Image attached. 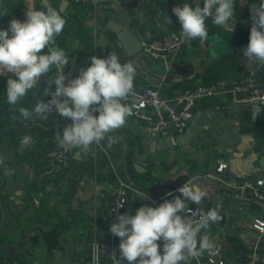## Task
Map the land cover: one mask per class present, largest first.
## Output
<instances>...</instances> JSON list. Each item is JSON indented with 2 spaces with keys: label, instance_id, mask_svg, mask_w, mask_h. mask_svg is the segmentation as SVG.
<instances>
[{
  "label": "crops",
  "instance_id": "0c3cea01",
  "mask_svg": "<svg viewBox=\"0 0 264 264\" xmlns=\"http://www.w3.org/2000/svg\"><path fill=\"white\" fill-rule=\"evenodd\" d=\"M64 1L50 0L53 7L66 19L65 28L56 37V41L63 35L68 47L74 52L64 69L67 77L65 84L68 80L77 78L81 69L91 65L92 56L104 58L115 51L121 63L132 62L136 66L133 87L138 90L157 88L164 77L167 84L163 90L169 95L222 80L236 81L246 75H252L264 85V66L258 68L257 63L248 60L243 55V48L246 46H237L234 43L236 35L229 34L235 33L239 24H245L251 29V7L264 0H251L250 8L247 9L241 8L239 0H235V24L231 30L216 26L209 19L206 22L208 38L204 42L199 39L187 41L180 59L169 72H166L162 62L148 58L143 52L127 57L116 35L106 27L103 20L109 16L133 30L142 41H150L169 32L182 31L177 17L170 23L166 22L161 11L164 6L173 9L187 2L193 7L194 0H106L107 3L99 6L96 11L92 8L81 10L72 3L62 8ZM28 2L29 0H0V12L6 14L0 15L5 19L0 22V30H7L12 19L23 22ZM203 2L204 0H200V6ZM34 7L42 10L39 0H36ZM223 32H228L230 36L227 38ZM249 37L250 35L248 42ZM227 44L235 48L231 53L234 57L223 61V56L228 54L224 52L228 49ZM41 54H47V48ZM56 71L53 67L52 72L42 76L41 90H31L18 107L32 110L37 100L45 101L46 96L42 90L47 87L48 77ZM9 78L16 79L11 73L0 75V156L5 158V165L0 166V256L9 259H6L7 264H20L23 257L26 264H81V258L87 253V234L92 218L101 217L104 221L112 218L111 225L118 217L111 212L110 202L119 180L133 183L135 189L149 199L144 201L138 194L130 191L122 211V214L129 215H134L135 209L144 205L159 206L161 200L170 199L174 193H179L178 189L184 183L191 181L209 194L202 205L192 203L189 208L201 207L207 211L217 204L221 206L222 220L212 224L208 232L219 249L217 259L226 264H249L254 255L258 260L264 258V235L261 236L253 227L257 218L264 219V213L255 207L235 204L225 194L219 181L196 178L214 172L220 164L226 163L228 169L224 176L230 181L255 184L264 179V107L251 110L227 99L218 100L223 107L218 111L215 108L216 101H203L199 104L188 131L172 139L173 148L167 145V137L152 138L141 134L137 125L128 118L125 127L111 133L120 138L117 143L108 147L107 139L103 141L110 156V168L112 166V171L106 173L110 176L111 183L107 181L97 187L89 176H85L72 206L67 209L62 204L61 197L55 196L52 199L54 190L49 187L46 189L47 193H37L36 203L30 198L28 189L36 172L18 159L16 125L22 120L14 119L18 112L13 111L5 102ZM51 88H55V85ZM43 118L37 116L44 125L55 126L45 131L46 137L51 132H63L56 126L62 123L63 117L53 112L48 120L44 121ZM38 132L28 135L27 138L32 137L33 140L22 143V147H41L37 138L44 131ZM45 140L46 138L43 142ZM77 151L79 150L73 149L74 156ZM87 153H82V159L77 161L88 160ZM137 165L142 167L141 171L136 169ZM5 167L11 171L10 175H5ZM73 169L77 170L78 166L73 164ZM107 187L111 189V194L106 190ZM46 197L47 202L39 204ZM152 201H157V205ZM103 231H98L99 240L114 242L119 249L120 241L116 236ZM109 234L112 238L105 239ZM201 235L204 233L201 232ZM207 256L208 253L205 252L187 264H193L197 259L205 261Z\"/></svg>",
  "mask_w": 264,
  "mask_h": 264
},
{
  "label": "clouds",
  "instance_id": "9594fccd",
  "mask_svg": "<svg viewBox=\"0 0 264 264\" xmlns=\"http://www.w3.org/2000/svg\"><path fill=\"white\" fill-rule=\"evenodd\" d=\"M35 3L36 0L26 3L23 22L12 19L7 30H0V75L11 73L16 77L7 80L5 102L18 112L14 119L43 118L53 112L69 118L71 125L63 129L62 135L57 132L55 136L56 143L65 150L87 153L93 144L100 145L105 139L111 147L120 139L111 133L126 126L136 107L126 102L134 92L136 66L132 62L121 63L115 51L104 58L92 56L91 65L65 84L64 69L69 59L65 50L55 45L66 19L50 0H39L42 10H36ZM194 4L192 7L185 2L172 9L182 26L180 33L187 41L204 42L208 38L209 19L229 30L235 24V0H204L203 7L200 0H194ZM0 15L6 14L0 12ZM251 20L249 43L243 55L264 66V2L252 12ZM45 48L47 54H41ZM53 67L57 71L48 77L47 87L42 90L51 99L37 100L32 110L18 107L31 90H40L41 77L52 72ZM53 84L55 91H51ZM97 112L98 116L93 114ZM27 140L24 138L22 143ZM4 165L5 158L0 156V166ZM10 174L5 167V175ZM178 191L181 195L159 206L144 205L135 215L125 213L116 218L109 231L120 239V260L128 264H187L205 252L209 256L218 254L219 249L208 232L212 224L222 220L221 206L193 211L189 204L202 205L208 191L191 181ZM193 216L198 219L194 220ZM161 240L162 252L157 243ZM93 264H98V256L93 257Z\"/></svg>",
  "mask_w": 264,
  "mask_h": 264
},
{
  "label": "built area",
  "instance_id": "2783aa9c",
  "mask_svg": "<svg viewBox=\"0 0 264 264\" xmlns=\"http://www.w3.org/2000/svg\"><path fill=\"white\" fill-rule=\"evenodd\" d=\"M72 4L87 3L92 5V9L96 11L99 6L107 3L106 0H67ZM251 0H239L241 8H250ZM142 52L150 59L162 62L165 65L166 72H169L174 63L180 59L181 52L186 45L185 40L180 33L169 32L150 41H142ZM167 81L164 77L159 86L146 87L138 90L133 87V95L126 101L129 104H135L133 115L129 117L138 127L141 134L152 138H166L185 134L196 113L201 102L216 101V110L221 111L222 106L218 100L227 99L233 103L242 105L244 108L251 110L261 109L264 107V87L252 76L246 75L236 81H218L210 85H200L195 88L181 90L172 97L164 96L163 87ZM55 91V89H51ZM50 96H46V101L50 100ZM45 101V102H46ZM99 115V113H93ZM50 114H45L43 120H48ZM69 118L63 117L62 123L56 125L62 130L71 125ZM22 126L29 132H33L35 127L44 130H50L54 127H44V124L37 122L34 118L22 121ZM57 134V133H56ZM56 134L54 136H56ZM87 158L95 159L103 158L110 161V156L106 150L103 141L100 145L93 144L88 153ZM73 149L65 150L57 145L47 154L48 164L43 172L38 175L40 182L49 181L48 187L53 189L52 194L55 198L62 199L63 191H57L54 183L56 180L57 170H69L72 168ZM228 169L226 163L220 164L214 172L206 175L197 176V179H211L219 181L225 194L238 206L255 207L264 213V179L258 180L255 184L251 182L235 183L225 178L224 173ZM112 171V166L110 168ZM96 172V171H95ZM95 186L98 187L96 177L92 178ZM102 187V186H101ZM132 191L134 194L139 192L135 189L134 184L128 181L119 180L118 185L114 188L112 195L113 200L110 202V210L115 216H119L125 209L128 193ZM41 194L44 191L40 192ZM174 199L171 196L170 200ZM125 201V202H124ZM123 206L120 207V204ZM157 205V201H152ZM193 211L196 209L191 208ZM194 220L197 216L192 217ZM97 218H95V221ZM253 227L262 236L264 235V219L257 218ZM101 230L96 224L94 229V239L89 242L87 253L81 258V264H93V257L98 256V264H119V249L116 248L114 242L106 243L99 240V232ZM104 232V231H103ZM99 236V237H98ZM112 238V237H111ZM219 254V251H218ZM207 256L205 261L197 259L193 264H226L223 260H218L217 256ZM6 263V261H5ZM249 264H264V258L258 260L254 255Z\"/></svg>",
  "mask_w": 264,
  "mask_h": 264
},
{
  "label": "trees",
  "instance_id": "16d2710c",
  "mask_svg": "<svg viewBox=\"0 0 264 264\" xmlns=\"http://www.w3.org/2000/svg\"><path fill=\"white\" fill-rule=\"evenodd\" d=\"M75 5L79 6L81 10H85L87 8L88 9L92 8V5L87 4V3H80V4H75ZM193 7H194V4H193ZM201 7H203V5H201ZM236 28L237 29H236L235 33H229L231 35H236L237 39H236V41H234V43H236L237 46H238V44L242 45V46H247L249 43L247 41V38H248V35H250V28L245 24H239ZM64 32L66 33V31H64ZM223 34L227 38H228V36H230L228 34V32H223ZM240 35H243V36H240ZM55 46H58V47L64 49L66 54H67L68 59L73 57L74 52L70 47H68L67 39L63 35H61V37L58 39V41H56ZM232 57H234V54L228 53L227 55L223 56V59H224L223 61L230 60ZM221 66H223L222 63H221ZM257 81L259 83H261V81H259L258 79H257ZM51 89H55V88H51ZM40 90H41V85H40ZM40 90L37 89V91H40ZM163 94H164V96H168V97H172L173 95H175V93L169 95L168 93H166L165 90H163ZM45 101H46V97H45ZM34 119L37 122H40L37 119V117H34ZM22 121H26V120H22ZM22 121L17 122V125H16V136H17V139L19 140V146H18L17 154H18V159L20 161H22L24 164L29 165L31 167V169H33V171L36 172L35 177H34L33 181L31 182L29 189H28V193L30 195V198L33 199L32 201L34 203H36L35 196L37 195V193L40 191L46 192L48 184L50 183L48 180L43 182V183L40 182L38 175L43 172L44 168L48 164L47 154L51 150H53L58 144L55 141V136H54L55 134H52V132L49 133L47 137L45 134L46 130L39 129L38 127H35L33 129V132H29L25 128H23ZM40 123H42V122H40ZM44 127H48V126L44 125ZM38 131H44L43 134L40 137L38 136V138H37L39 140V143L41 144V147L37 148L36 146H30L29 148L28 147L23 148L21 144H22V141L24 140V138H26L28 135H35ZM61 135H62V133H61ZM45 138H46V140H45V142H43V140ZM73 164L74 165L76 164L78 166L77 170L73 169ZM109 171H110L109 161H107L101 157L98 158L96 160V162H95V159H93V158H89L86 161L79 162V161L74 159V155H73L72 168L71 169H69V170H57L56 171L57 176H56V180H55L54 185H55L57 191H61V192L63 191L62 199H61L62 204L65 207H67V209H68V207L70 208V206H72V202L74 201V198L76 197L78 191L80 190L81 185L84 182L85 176H89L91 179L94 178V176H95L97 183L99 185H103L104 182H107V181L111 183L110 176L106 175V173ZM1 185H2V179H0V186ZM178 195H180V193H174L172 196H173V198H175V196H178ZM136 198L139 201V198L138 197H136ZM165 200H170V199H165ZM165 200H161V202L163 203ZM45 201L47 202V197L40 200L39 204L44 205ZM122 213L123 212H121V214ZM135 213H136V209H135ZM135 213H134V215H135ZM29 215H31V214L29 213ZM103 219L104 218L98 217V219L95 221L94 217L92 218L91 226H90V229L88 230V234H87L89 236L88 237L89 242L92 241V238L94 236L95 224L97 226H99L100 228H103L104 231H107L108 233H110L109 229L111 227L110 222H112L111 221L112 218L108 219L107 221L106 220L104 221ZM109 235H106L105 239L111 238V234H109ZM116 239H118L120 241V239L118 237H116ZM6 259L9 260L8 258L0 256V264H7V262L4 263L5 261H7ZM20 264H26V259L24 257H23V259H21Z\"/></svg>",
  "mask_w": 264,
  "mask_h": 264
},
{
  "label": "water",
  "instance_id": "95a60500",
  "mask_svg": "<svg viewBox=\"0 0 264 264\" xmlns=\"http://www.w3.org/2000/svg\"><path fill=\"white\" fill-rule=\"evenodd\" d=\"M68 4H69V2L67 0H65L62 3V8H65ZM259 6H260V4H255V5H253L251 7V10L254 11L255 9L259 8ZM161 11L165 15L167 21L171 22L176 17L175 14L172 12V8H170V6H164L161 9ZM3 21H5V19L0 16V22H3ZM103 22L106 25V27L113 34L116 35L117 40L121 44V46H122V48H123V50H124V52H125L127 57H129V58L130 57H134L135 55H137L140 52H142L143 42L133 30H131L130 28L126 27L124 24L118 22L117 20H115L113 18H110L109 16L105 17ZM170 22H167V23H170ZM227 47H228V49L226 51H224V52L232 53V52L235 51V48L233 46H230V45L227 44ZM246 47L243 48V50H245ZM221 53H223V52H221ZM262 67H263L262 65H258V68H262ZM133 86H134V82H133ZM32 140H33V138L30 137L27 140V142H30ZM172 141L173 140H172L171 136L166 138V143L171 148H173ZM74 159L81 160L82 159V153L80 151H77L75 156H74ZM251 168H252V166H251ZM136 169L138 171H141L140 169H142V167L137 165ZM86 179H88V178H86ZM106 190L111 194V189L109 187H107ZM138 196L141 199H143L144 201H148L149 200L148 197L145 196L142 193H138ZM162 242H163V240L157 242L160 245V251L161 252H162V248H163ZM118 261H119V264H128V262L126 260H120V250H119Z\"/></svg>",
  "mask_w": 264,
  "mask_h": 264
}]
</instances>
